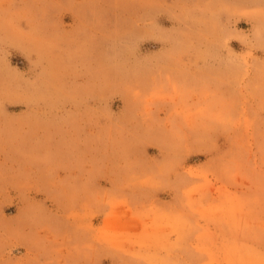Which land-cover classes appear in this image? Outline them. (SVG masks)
Listing matches in <instances>:
<instances>
[{
	"label": "rangeland",
	"instance_id": "1",
	"mask_svg": "<svg viewBox=\"0 0 264 264\" xmlns=\"http://www.w3.org/2000/svg\"><path fill=\"white\" fill-rule=\"evenodd\" d=\"M0 264H264V0H0Z\"/></svg>",
	"mask_w": 264,
	"mask_h": 264
}]
</instances>
